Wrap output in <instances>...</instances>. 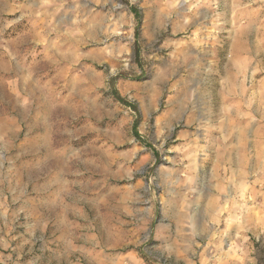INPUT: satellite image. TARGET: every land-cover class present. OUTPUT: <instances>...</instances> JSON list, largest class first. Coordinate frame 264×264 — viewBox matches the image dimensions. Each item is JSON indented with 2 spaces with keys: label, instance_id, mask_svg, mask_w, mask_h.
<instances>
[{
  "label": "rangeland",
  "instance_id": "374dc122",
  "mask_svg": "<svg viewBox=\"0 0 264 264\" xmlns=\"http://www.w3.org/2000/svg\"><path fill=\"white\" fill-rule=\"evenodd\" d=\"M43 2L0 0V61H4L3 68L5 65L7 70L10 63L15 67L13 74L3 68L0 70V89L14 83L24 89V86L28 89L33 85L36 90L39 81V91L31 93L32 102L38 103L36 107L48 102L56 112L57 103L63 108L72 105L75 97L66 91L60 92L52 82L53 77L62 84L71 80L85 85L90 83L89 75L92 73L104 76L111 73L107 81L97 80L95 89L101 100L111 97L110 110L114 112L110 118L111 126L106 121L100 124L107 137L99 139L93 132L83 131L64 144L57 145L55 141V145L68 150V146L86 141L82 151L101 149L113 153L112 165L108 166L109 157L103 159L102 213L105 215L111 209L118 214V224L122 229L134 227L136 243L139 241L136 246L142 248L145 245L150 264H176L169 256L162 255V246L166 244L162 239V229L166 225L164 231L167 236L174 234L175 220L170 216V204L166 205V200L174 196L175 184L172 183L175 181L177 187H181L183 182L181 191L185 197L182 201L187 203L196 197L205 199L213 182L216 198L238 193V190L228 189V182L221 181L225 175L220 162L224 142L223 127L218 122L222 121L225 113L221 109L218 92L222 80L216 69L222 67L228 56L229 41H234L243 32V28L237 26L249 19L254 22L258 9L256 2L47 0L46 10L40 7ZM241 4L251 6L243 8ZM223 11L227 12L225 18ZM147 14H151L155 25L150 32L145 30ZM223 20L226 29L222 28ZM248 32V38H253L255 31ZM25 33H28L27 44L17 39ZM21 91L18 89L15 99L11 90L8 91L6 101H14V104L16 100L30 102L26 90ZM174 91L182 93L190 115H199L201 120L198 124L186 125L183 120L171 129L164 128L162 113L174 98ZM57 93L61 97L58 102L53 100ZM77 127L82 128L83 125ZM185 130L188 134L194 132L195 142L185 143L179 148L178 135ZM24 131L22 126V133ZM4 146L5 142L0 143V170L5 175L8 167L6 169ZM191 150L203 155L197 161L204 171L198 175L201 183L195 180L189 188L188 169L195 164L187 158ZM115 155L118 156L116 163ZM174 166L179 169L177 173L173 171ZM186 166L188 168L181 173L180 168ZM213 167L214 174L211 173ZM250 184L247 182L240 191V197L245 200V208L240 210L247 215L245 237L247 244L264 254V176L258 196H254ZM98 193L97 197L100 196ZM252 197L256 204H252ZM115 199L118 205H115ZM106 201H112V206ZM90 208L88 205L87 209ZM188 208L194 210L196 220H190L189 212L185 215L182 225L184 246L192 242L194 247H198L190 255L196 264H212L214 258L222 256L218 255L216 248L226 245L224 233L229 222L198 221L200 207L192 205ZM234 209L239 211L238 207ZM127 210L134 213L133 220L126 217ZM149 211L151 220L143 221V213L148 216ZM11 262L7 247L0 244V264Z\"/></svg>",
  "mask_w": 264,
  "mask_h": 264
},
{
  "label": "crops",
  "instance_id": "0c3cea01",
  "mask_svg": "<svg viewBox=\"0 0 264 264\" xmlns=\"http://www.w3.org/2000/svg\"><path fill=\"white\" fill-rule=\"evenodd\" d=\"M256 5L254 22L249 19L237 26L243 28V32L234 41H229L228 56L222 67L216 69L222 80L218 92L221 109L225 113L222 121L218 122L223 127L224 142L220 162L225 175L221 181L228 182V189L238 190V193L216 198L213 182L205 199L196 197L187 203L182 201L185 197L181 191L183 182L181 187H177L175 181L172 183L175 184L173 201L169 198L166 205L170 204V216L175 220L174 234L167 236L164 231L166 225L162 229V239L166 242L162 246V255L169 256L176 264H196L190 255L198 247H194L192 242L184 246L182 234L185 215L189 212L190 220H196L194 210L188 208L192 205L200 207L198 221L229 222L224 233L226 245L216 248L218 255L222 256L214 258L212 264H264V254L246 242L244 227L247 215L240 210L245 208L240 191L250 182L254 196H258L264 176V7H260L259 0H256ZM225 14L227 12L223 11L224 18ZM222 28L226 29L224 20ZM249 30L255 31L253 38H248ZM3 63L0 61V70ZM7 67L8 70L5 65L3 69L13 74L14 65L10 63ZM19 86L13 83L11 87L3 85L0 89V143H6V169L8 167L5 175L0 170V244L7 247L11 264H150L145 245L142 248L136 246L139 241L136 243L134 227L122 229L118 224V214L111 209L106 210L108 213L105 215L102 213L103 159L109 157L108 166L112 165L113 153L94 149L81 150L82 155L81 152L57 148L55 140L51 139V146L43 149L46 154L39 159L41 149L38 145L49 140L45 119L49 113H55V107L48 102L36 107L38 103L31 100L34 86L30 85L28 89ZM18 89L21 92L26 90L30 102L16 100L14 104L6 101V93L11 90L15 99ZM174 92V98L162 113L164 128L171 129L183 120L186 125L198 124L201 120L199 115L197 118L190 115L182 93ZM227 110H230L229 115ZM22 126L25 127L24 133ZM193 133L188 134L187 130L180 132L178 147L195 142ZM202 156L197 150H191L187 155L188 161H195L188 169L189 188L195 180L201 183L198 175L204 168L197 160ZM85 160L90 162L91 168L81 163ZM117 161L118 156L115 155V163ZM186 168L188 166L180 168L181 173ZM173 169L174 173L179 171L177 166ZM214 172L213 167L211 173ZM232 183L235 185L231 186ZM98 192L99 197L96 196ZM106 202L112 206V201ZM253 203L257 202L253 200ZM88 205L90 209H87ZM115 205H118L117 199ZM234 207L239 211L236 212ZM126 217L133 220L134 213L127 210ZM144 219L151 220L150 211L148 216L143 213ZM169 232L173 230L170 228Z\"/></svg>",
  "mask_w": 264,
  "mask_h": 264
},
{
  "label": "clouds",
  "instance_id": "9594fccd",
  "mask_svg": "<svg viewBox=\"0 0 264 264\" xmlns=\"http://www.w3.org/2000/svg\"><path fill=\"white\" fill-rule=\"evenodd\" d=\"M253 3L256 0H252ZM260 7H264V0H259ZM250 4H241L240 7L249 8ZM41 8L46 10L47 0H44L40 5ZM15 23V21H13ZM87 31V29H85ZM19 42L27 44L28 43V33H25L21 37L17 38ZM87 41H82L86 43ZM111 73L109 74V76ZM109 76H104L103 74L92 73L89 75L90 83L82 85L80 82L67 81L66 84H62L60 80L53 77L52 82L55 83L57 89L60 92H68L69 96H74L75 100L72 105L60 108L57 103L58 110L55 113H49L48 117L45 119V126L48 132L49 140L45 143L39 144L38 148L41 149L39 159H43L46 154L43 149L51 146L50 140L54 139L57 145L64 144L68 139L76 137L83 131L93 132L99 139H105L107 137V132L104 127L100 124L102 121H106L107 125L111 126V117L114 112L110 110L111 97L100 99V94L95 91L98 87L97 80L107 81ZM45 78V77H42ZM105 90H107V85H104ZM37 91H39V81H37ZM61 99L59 93L53 100L57 101ZM127 115V114H126ZM130 118V117H129ZM78 125H83L82 128H78ZM96 125V127H93ZM75 129V131H72ZM86 143V141H80L77 146H68L69 152H81V148ZM86 151V150H85ZM83 155L84 153L81 152ZM67 159V158H66ZM86 168H91L89 161H82ZM98 168V165L96 166Z\"/></svg>",
  "mask_w": 264,
  "mask_h": 264
},
{
  "label": "bare ground",
  "instance_id": "6f19581e",
  "mask_svg": "<svg viewBox=\"0 0 264 264\" xmlns=\"http://www.w3.org/2000/svg\"><path fill=\"white\" fill-rule=\"evenodd\" d=\"M154 22H152V16L151 14L146 15V22H145V30L146 32H150L152 30V27L154 28ZM253 51V50H252ZM45 87V86H44ZM36 91V90H35ZM14 102V101H13ZM16 107V106H15ZM19 111V110H18ZM21 113V112H20Z\"/></svg>",
  "mask_w": 264,
  "mask_h": 264
}]
</instances>
